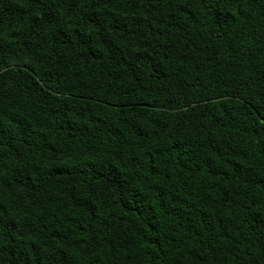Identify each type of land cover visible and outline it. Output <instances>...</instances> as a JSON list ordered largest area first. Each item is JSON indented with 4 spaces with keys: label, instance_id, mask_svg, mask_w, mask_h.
Masks as SVG:
<instances>
[{
    "label": "trees",
    "instance_id": "trees-1",
    "mask_svg": "<svg viewBox=\"0 0 264 264\" xmlns=\"http://www.w3.org/2000/svg\"><path fill=\"white\" fill-rule=\"evenodd\" d=\"M0 264H264V0H0Z\"/></svg>",
    "mask_w": 264,
    "mask_h": 264
}]
</instances>
